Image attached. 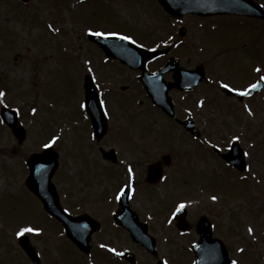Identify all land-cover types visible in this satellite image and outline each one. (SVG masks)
<instances>
[{"label": "rangeland", "instance_id": "1", "mask_svg": "<svg viewBox=\"0 0 264 264\" xmlns=\"http://www.w3.org/2000/svg\"><path fill=\"white\" fill-rule=\"evenodd\" d=\"M181 25L187 27L185 37L178 34ZM89 29L123 31L146 47L173 42L171 55L182 65L203 64L208 82L190 94L170 91L179 116L196 119L199 137L151 103L135 71L100 64V50L85 35ZM88 58L94 62L91 68L101 71L99 82L106 88L109 126L101 145L118 151L116 164L97 158L84 110ZM162 62H151L150 69ZM31 72L25 83L23 77ZM254 77H264V22L186 16L179 23L155 0H0V97H10L0 103L22 108L29 125L27 140L18 145L0 121V264H30L17 241L21 228L41 229L26 233L45 248L44 264H51L54 247L62 242L60 229L26 181L27 157L46 144L60 153L53 181L66 204L91 211L116 205L120 185L130 183L131 202L152 212L158 223L183 204L193 215L205 214L218 224L215 235L226 237L237 264H264V101L259 96L240 103L221 86L246 87ZM25 100L37 104L36 114L26 113ZM234 140L252 157L247 153L249 166L242 173L223 164L212 150L214 145L227 148ZM166 153L171 161L164 166L163 180L154 188L146 186L148 165ZM136 181L140 186H134Z\"/></svg>", "mask_w": 264, "mask_h": 264}, {"label": "water", "instance_id": "2", "mask_svg": "<svg viewBox=\"0 0 264 264\" xmlns=\"http://www.w3.org/2000/svg\"><path fill=\"white\" fill-rule=\"evenodd\" d=\"M164 8L174 16H181L185 13H197L200 15H211L220 13H234V14H249L253 16L264 18V8L255 3L253 0H159ZM181 31V34H184ZM99 37H94L98 40ZM104 39H112L110 37ZM102 41V39H101ZM105 43L106 41H102ZM117 50L116 56L121 58L125 63L134 68L143 70L140 79L144 83L146 90L152 97L153 102L159 105L166 113L173 118H177L174 111V103L169 96V90L173 87L182 90H192L199 82L205 81V71L202 66H198L195 70H188L179 66L178 60L171 58L167 65L155 73H148L146 71V60L159 55L162 51L147 50L132 43L123 41H116ZM108 53L114 51L107 50ZM168 71L174 72V81H166L163 77L164 73ZM263 83L260 82L255 88L246 93H236L231 90L227 93L235 94L240 98L253 92H257ZM86 88V104L88 112L92 118V123L95 128L96 135L100 139L107 130V122L105 114L99 103L97 90L92 81L88 77L85 80ZM13 113V112H12ZM6 112L3 114L7 123L12 127L13 132L18 137L19 142H23L26 137V132L17 120L15 113ZM186 128L198 135L199 132L195 126L193 119L182 121ZM113 150L104 151L108 158L115 159ZM224 157L235 166L243 168V157L240 152V146L234 144L230 153L225 154ZM59 165L58 153L52 148L48 147L41 153L33 154L28 160L30 174L27 179L29 188L43 201L45 208L52 214L59 218L65 225L67 235L72 238L77 245L82 249H89V241L91 234L94 231L93 224H87L89 217L82 215L78 217L71 216L64 210L59 202V196L56 187L52 182V177L56 172ZM160 177V169L156 164L151 165L148 175V180L156 182ZM121 206L124 207L121 214H131L129 196L127 191L122 194ZM135 220V219H134ZM180 222H184L179 217ZM87 222V223H86ZM126 223V222H125ZM131 229L132 236L135 240L142 242L150 249H154V241L150 240L147 235L146 228H139L137 223H126ZM199 233L201 235L199 240V254L197 252V259L195 264H229L230 259L224 244L219 240L212 237L211 226L206 217L199 219ZM21 245L32 256L34 254L33 247L28 241L27 236L20 237ZM196 249V248H195Z\"/></svg>", "mask_w": 264, "mask_h": 264}, {"label": "flooded vegetation", "instance_id": "3", "mask_svg": "<svg viewBox=\"0 0 264 264\" xmlns=\"http://www.w3.org/2000/svg\"><path fill=\"white\" fill-rule=\"evenodd\" d=\"M257 1L264 4L262 0H257ZM218 17H234V16L232 15H228V16L216 15L211 17L199 16L198 19L214 20ZM242 17L249 21L256 20L261 23L264 22V20L262 19L250 18L246 16H242ZM184 18L185 16L180 20H183ZM131 28H134V25ZM107 33H120V35L130 36L129 34L119 30H111ZM130 37H132V35ZM90 42L94 45V47L100 49V52L104 57V60L99 62L100 64L105 66L111 65V67L113 68H116L117 64L118 65L122 64L119 61V59L115 57L116 53L110 52L108 53L110 55H107V50H111L114 52L117 51V46H116L117 44L113 42H109V43H105V45L102 44L101 46H99L96 42L93 41ZM161 58L164 59V62L160 63L159 67H161V65H163L167 61V58L165 57H161ZM16 59L17 57H15V60ZM93 63L94 62H91L89 64L92 66ZM14 64L17 65L16 63ZM157 68L151 69V71H154ZM134 71L137 73V77H139L140 71L138 70H134ZM86 73L93 75L94 71L92 68H88V71ZM95 73L96 76H98L101 73V71L96 69ZM103 75L108 76L107 72H103ZM166 76H170V79H172L173 72L171 71L167 73ZM254 79L255 78H252L250 83H253L255 81ZM259 96H261L262 99H264V91H261L255 96L253 95V97H249L248 99L250 100L252 98H257ZM232 98L235 99L236 97H232ZM176 122L179 123L178 121ZM98 149L100 150V146H98ZM227 149L228 148H223V150L225 151ZM247 153L249 157H251V153L248 151ZM217 156H218L217 158L222 160V162L224 161L220 155ZM228 167L235 170L231 166ZM145 184L146 186H148L147 183ZM66 207L70 210V212L73 213L77 211V209L81 210L79 212L82 213L91 212L92 216L98 220L97 222H93V226H98V227L93 232V236L91 239V247L89 248V251H85L83 249H80L73 241H71L65 235L63 224L58 220L53 219V222L56 224L57 228L60 229L61 234H64V236H62L61 238L62 242L57 243V245L54 247L56 253L53 256V261L51 262V264H187V258L190 257V261L195 259L193 244L198 243V249H199V214L193 215L192 213H190L189 210L185 215L186 221H184L183 223L178 222L175 217L178 208L174 211H171L170 216L167 217L164 221L158 223L155 219V215H153L152 212H150L148 209L145 210L142 209L141 207H137L134 205L133 207L138 213L139 220L148 223L147 229L152 237L151 241L153 240L155 242V248L148 250L141 243L136 242L132 239L130 235V231L124 226V224L119 223V221L115 220V214L121 210V208H119L118 205L105 206V208H101L93 211H91L88 206L80 207L79 205L70 206L66 204ZM128 222H132V221L128 220ZM213 227H214V236H216L215 232H218L219 226L217 223H215L213 224ZM219 235L221 236V234ZM224 238L226 239V237ZM30 241L35 246V249L39 254L40 259H37L36 261H32L31 258L25 253V251L21 247L20 249L23 251L24 255L28 258L30 264L32 263L44 264L46 261V256L43 253V250L45 248H40V246L34 243L32 239H30ZM177 243H179L180 245L174 248V246ZM113 248L116 249L115 252L112 251ZM125 252L129 254L125 255L124 254Z\"/></svg>", "mask_w": 264, "mask_h": 264}, {"label": "snow or ice", "instance_id": "4", "mask_svg": "<svg viewBox=\"0 0 264 264\" xmlns=\"http://www.w3.org/2000/svg\"><path fill=\"white\" fill-rule=\"evenodd\" d=\"M89 31H91V29H89ZM96 35H101V36H106V35L119 36L120 33L99 32V33H96ZM122 38L123 39H128V40L132 39V37H130V36H123ZM225 87H228V85H225ZM253 87H255V85H253ZM233 91H236V89H233ZM2 95H4V93L3 92H0V96H2ZM33 111H35V109H33ZM55 140H56V137H53V141L52 142H55ZM48 146H49L48 144L44 145V147H48ZM129 170H131V169H129ZM213 199H215V197H213ZM180 207L183 208L184 205L181 204ZM251 230L252 229H249V231H251ZM40 231H41L40 228H32V227L21 228L20 231L16 233V235L22 236L26 232H40ZM112 251L115 252L116 249L113 248ZM233 264H237V262L236 261H233Z\"/></svg>", "mask_w": 264, "mask_h": 264}]
</instances>
